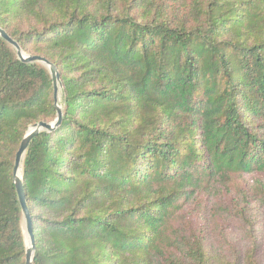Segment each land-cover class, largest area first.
I'll list each match as a JSON object with an SVG mask.
<instances>
[{"label":"trees","instance_id":"trees-1","mask_svg":"<svg viewBox=\"0 0 264 264\" xmlns=\"http://www.w3.org/2000/svg\"><path fill=\"white\" fill-rule=\"evenodd\" d=\"M0 28L62 84L22 160L33 264H237L229 223L264 217V0H0ZM55 117L0 38V264H25L15 154Z\"/></svg>","mask_w":264,"mask_h":264},{"label":"water","instance_id":"water-1","mask_svg":"<svg viewBox=\"0 0 264 264\" xmlns=\"http://www.w3.org/2000/svg\"><path fill=\"white\" fill-rule=\"evenodd\" d=\"M0 38L4 40L9 46L13 48L15 51L17 59L24 63V64H32L38 63L44 66L50 75L53 87V100H54V107L56 109V117L52 122H38L29 127L28 131L26 132L25 136L23 137L22 141L20 142L19 148L15 154L13 170H12V177H13V184L15 187L16 195L18 198L19 206L22 213V228L24 232V238L26 243L25 249V264H33V255L35 251V242L32 230V222L31 217L26 205L25 195H24V188L22 184V160L25 155V152L33 140L35 136H37L40 132H49L57 128L61 123L62 118V108L59 105V94L62 89V84L59 78V74L54 65L50 62L41 58L39 56H29L25 54L19 45L11 39L6 32L0 28Z\"/></svg>","mask_w":264,"mask_h":264},{"label":"rangeland","instance_id":"rangeland-1","mask_svg":"<svg viewBox=\"0 0 264 264\" xmlns=\"http://www.w3.org/2000/svg\"><path fill=\"white\" fill-rule=\"evenodd\" d=\"M59 94V102H60ZM225 253L232 254L237 264H264V217L258 215L254 230L234 221L229 223L225 236ZM252 254L251 261L246 260Z\"/></svg>","mask_w":264,"mask_h":264}]
</instances>
